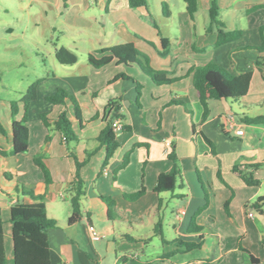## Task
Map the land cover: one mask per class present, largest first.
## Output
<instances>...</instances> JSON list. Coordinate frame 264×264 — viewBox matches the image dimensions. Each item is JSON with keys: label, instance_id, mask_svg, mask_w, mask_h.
Returning <instances> with one entry per match:
<instances>
[{"label": "crops", "instance_id": "crops-1", "mask_svg": "<svg viewBox=\"0 0 264 264\" xmlns=\"http://www.w3.org/2000/svg\"><path fill=\"white\" fill-rule=\"evenodd\" d=\"M67 1L63 2L67 14L70 8L77 12L65 17V26L79 33L72 32V43L63 46L76 53L77 61L64 65L53 56L51 76L46 73L37 79L36 99L26 112L24 105L17 104L14 118L21 120L26 114V152L0 157L7 259L12 258L10 208L32 202L21 193L25 190L44 196L46 216L56 222L48 231L51 264H129L131 259L149 264H264V212L251 206L264 195V164L249 167L264 163V123L249 121L264 116V75L256 65L264 56V31H260L264 0H217L225 28L241 30L240 37L220 46L215 45V32L206 33L210 0H197L193 20L183 0H147L152 17L142 7H129L127 0H87L78 6ZM163 3L167 16L162 13ZM161 38L168 41L166 55L160 54ZM77 42L85 46L83 53H78ZM128 42L146 55L152 68L165 70L173 81L154 85L136 64L115 60L99 68L88 64L89 53ZM211 62L232 75L249 72L251 79L247 93L237 100H208V114L202 119L191 70ZM122 74L141 84L139 95L135 83ZM57 88L77 100L81 123L69 101L63 106L45 99ZM115 98L122 103L120 123L129 129L116 132L119 146L102 168L105 147L98 144L97 136L105 126L103 109ZM64 109L77 137L70 145L72 151L82 159L85 150H95L80 170L85 182L82 218L72 225L67 219L74 161L61 134L40 119L45 113L55 120ZM7 115L0 145L10 150V106ZM238 129L243 133L236 134ZM172 148L181 186L157 194L153 188L158 175L171 169L167 154ZM37 154H42L49 184L34 162ZM234 166L252 171L259 184L246 185ZM141 186L142 196L133 201L125 198ZM101 196L113 201L109 215ZM192 220L199 231L188 232ZM90 226L100 234L99 240L92 239ZM175 240L199 242L200 247L185 251Z\"/></svg>", "mask_w": 264, "mask_h": 264}, {"label": "trees", "instance_id": "trees-1", "mask_svg": "<svg viewBox=\"0 0 264 264\" xmlns=\"http://www.w3.org/2000/svg\"><path fill=\"white\" fill-rule=\"evenodd\" d=\"M63 1L65 2V0ZM127 2L131 8H144L147 14L152 17L147 0H127ZM183 2L185 3V9L190 19L193 20L197 11V0H183ZM63 5H65V3ZM162 13L164 16L168 15L165 3L162 4ZM208 15L209 24L206 28V33H216V46H220L240 37V29L228 30L225 28L224 23L220 20L217 0H210ZM152 23L156 27V23L153 18ZM260 31H264V25L260 27ZM167 43L168 41L165 38H161V55L167 54ZM260 50H262L261 47ZM54 55L60 64L70 65L77 61L76 53L64 46L56 48ZM112 60L126 66L136 64L154 85L169 84L173 81V78L168 77V73L165 70H156L152 68L149 65L146 55L142 54L136 46L130 42L100 48L94 53H89L87 55V62L93 68L102 67ZM256 65L262 72V67L264 66V56L256 60ZM191 72L192 83L196 90L198 101L203 109L202 119H205L208 114V100H237L247 93L251 79V74L249 72L232 75L222 67L212 62L192 68ZM120 77L132 80L135 83L137 94H140L142 86L138 81L124 74L120 75ZM37 84L38 81L30 84L20 99V102L24 105L25 112L29 103L36 99ZM45 99L52 104L63 106H66V102L69 101L73 106L75 119L81 123L82 118L77 100L68 94L63 88H57L53 94L45 96ZM9 106L11 114L12 146L10 150H6L2 145H0V157H5L9 154L16 155L26 152L28 147V127L25 124L26 114H24L21 120H16L14 117L17 112V102H10ZM121 108L122 103L119 98L110 99L102 112V119L105 121V126L97 136L98 144L105 147V157L102 163V168L107 166L119 146L116 140V131L114 130L112 123L116 119L124 118L121 113ZM40 119L46 128L56 130L61 134L62 141L67 146L69 154L74 161V177L70 186V190L72 191V196L70 198L71 214L67 219L68 225H72L82 218L81 200L85 196V182L80 175V170L89 161L95 150H85L84 157L82 159H79L72 151L70 145L77 141V137L73 131L71 122L66 115L65 109L59 113L55 120H49L45 113L40 114ZM249 121L264 123V116L256 119H249ZM128 129L129 126L127 125H122L121 127V130ZM0 133H5L1 121ZM205 140L211 146L210 141L207 138H205ZM41 155L42 154H37L34 157V162L40 167L44 175L45 183L49 184V173L41 161ZM167 157L172 163L171 169L169 172L160 173L158 175L153 188V191L157 194L163 192H173L177 186H181L180 182H177V180L181 178V171L173 148L167 154ZM126 162L127 157L123 160L121 166H124ZM263 164L264 163H255L249 167L255 169ZM233 169L239 173L241 179L246 185L252 186L259 184V180L254 178L252 171L243 172L235 166ZM144 192V186H141L139 190L127 194L125 198L133 201L142 196ZM21 193L29 196L32 199V202H18L10 208L9 222L11 224L12 236L11 259H7L6 257L3 221L0 212V264H51L48 231L56 227V222L46 216L45 198L43 195H35L32 191L25 190H21ZM100 198L107 205L109 215V210L113 205V201L102 196ZM251 206L259 213H263L264 195L258 197L255 202L251 204ZM159 207L160 202H158L156 208L159 209ZM199 229L200 228L197 227L192 220L190 222L188 232H196L199 231ZM128 239L133 240L132 238ZM175 242L185 251L200 247L199 242H185L182 240H175ZM251 259L255 262L253 257H251ZM129 264L149 263L140 262L138 259H131Z\"/></svg>", "mask_w": 264, "mask_h": 264}, {"label": "rangeland", "instance_id": "rangeland-1", "mask_svg": "<svg viewBox=\"0 0 264 264\" xmlns=\"http://www.w3.org/2000/svg\"><path fill=\"white\" fill-rule=\"evenodd\" d=\"M87 0H68L82 5ZM93 3V0H88ZM63 0H0V121L9 114L10 102L20 99L38 77L51 76L56 47L72 43L71 33L77 29L65 26ZM55 27V29H52ZM61 31V32H60ZM64 33V34H62ZM80 37V36H79ZM78 53L85 46L77 42ZM77 53V54H78ZM50 79V77H49ZM51 80V79H50ZM5 113V115H4Z\"/></svg>", "mask_w": 264, "mask_h": 264}, {"label": "built area", "instance_id": "built-area-1", "mask_svg": "<svg viewBox=\"0 0 264 264\" xmlns=\"http://www.w3.org/2000/svg\"><path fill=\"white\" fill-rule=\"evenodd\" d=\"M262 74L264 75V66L262 67ZM112 126L114 128V130L120 131L121 130V123L119 119H116L113 121ZM243 130L242 129H238L236 130V134H242ZM249 216H252V213H248ZM90 233H91V237L93 240H99L100 239V234L94 229L93 226H90Z\"/></svg>", "mask_w": 264, "mask_h": 264}]
</instances>
